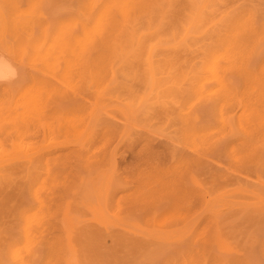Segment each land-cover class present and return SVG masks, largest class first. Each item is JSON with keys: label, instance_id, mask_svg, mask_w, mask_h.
<instances>
[{"label": "rangeland", "instance_id": "rangeland-1", "mask_svg": "<svg viewBox=\"0 0 264 264\" xmlns=\"http://www.w3.org/2000/svg\"><path fill=\"white\" fill-rule=\"evenodd\" d=\"M0 59L15 72L0 81V148L38 143L2 161L1 262L183 264L209 210L250 249L264 226V0H0ZM23 82L45 86L44 108L16 122ZM217 85L232 90L216 104ZM98 93L111 133L95 125Z\"/></svg>", "mask_w": 264, "mask_h": 264}, {"label": "bare ground", "instance_id": "bare-ground-1", "mask_svg": "<svg viewBox=\"0 0 264 264\" xmlns=\"http://www.w3.org/2000/svg\"><path fill=\"white\" fill-rule=\"evenodd\" d=\"M99 11H101L100 12V16L102 15V13H104L102 10H99ZM99 11H98V13H99ZM97 13V15H99ZM108 12H106V14H107ZM103 16H105V15H103ZM103 18V17H102ZM106 19V18H105ZM99 21H101L100 20V18L98 19ZM108 23H110V21L108 20ZM45 41V40H44ZM101 54V53H100ZM100 54L98 55L97 54V60H96V63L98 62V65H101V64H99L100 63V60H102V59H98V57H101V58H103V55L101 54V56H100ZM33 55V54H32ZM32 55H28V57L27 58H29V57H31ZM39 55V54H38ZM42 55V54H41ZM46 54H44V55H42L43 57L45 56ZM25 58H26V56L25 55H23ZM35 57H33L34 59L37 57V54H35L34 55ZM48 56V55H47ZM22 57V56H21ZM39 57H41L40 55L37 57V59L36 60H39L40 59V61L42 60L41 58H39ZM149 57H151V55H149ZM39 58V59H38ZM146 59H148L149 60V58H148V56L146 57ZM103 60H105L104 58H103ZM103 60L101 61V62H103ZM148 60H146L147 62V67L148 68H150V66H152V65H150V63L148 64V62L150 61L151 62V64H152V61H151V58H150V60L148 61ZM10 61V60H9ZM11 64V62L9 63L8 61H6V60H4V59H0V81H7V80H10V79H12V77L14 76V74H15V72H14V70H13V68H12V66L10 65ZM148 65H150V66H148ZM154 67V66H153ZM153 67H151V72H150V69H149V71L148 72H150V73H148V78H150L151 79V77L150 76H152L153 78L150 80V82H153V80H154V82H156L157 80V78H155L156 77V72H155V69L153 68ZM153 69H154V71H153ZM153 72V74H155V77L151 74ZM155 72V73H154ZM151 74V75H150ZM14 78V77H13ZM30 81V80H29ZM28 81V82H29ZM31 81L33 82L34 81V79L32 80L31 79ZM29 82V83H32V82ZM28 82H26V83H20L19 84V86L18 85H16L17 87H19L18 89H17V87L14 89L13 88V90H16V92H17V94L20 96L19 97V99L17 100V99H15V102H16V110H18L17 111V116L16 117H14V120L16 121V122H21V121H29V120H31V119H33V118H35V116L38 114V115H41V111L43 110V108H44V92L42 93V91H43V89H44V87L45 86H42L43 84H39V82L38 83H33L32 85L31 84H28ZM151 83V85L152 84H154L155 85V88H156V83ZM192 82V81H191ZM29 85L28 87H25L24 86V88L23 87H21V89H20V86H23V85ZM154 85L152 86V87H154ZM190 85H191V87H190ZM196 85H198V84H189V86L187 87L188 89L186 90L187 92H189V90H191V89H189V88H193V87H195ZM167 86H170V84L169 85H167ZM167 86L165 87V88H167ZM218 86V85H217ZM215 86L214 87V89H212V88H210L209 90H210V94L209 93H207V95L209 96V95H211V90L213 91V95H214V97L212 96V97H209L208 98V100H212L213 102H214V100H216L215 101V103L217 104V103H220V99L218 98V96H220L221 95V93H220V88H223V89H226V92H227V90L228 91H230V90H232L231 89V87H230V90H229V87H225V86H223V85H221L220 87L218 86ZM172 87H174V89L176 88V87H178V86H176L175 87V85L174 86H172ZM170 88L169 89V87L167 88L168 90H170L169 92L170 93H174L175 94V91H173L174 89L173 88ZM179 87H182V88H184L183 86H179ZM197 87V86H196ZM23 88V89H22ZM164 88V90H167V89H165ZM216 88V89H215ZM20 89V90H19ZM173 89V90H172ZM179 89H181V88H178V90ZM184 89H186V88H184ZM19 90V91H18ZM168 90H167V92H168ZM175 90H177V88L175 89ZM176 91L177 93H180V90L179 91ZM215 90H216V92H215ZM217 90H219V93H218V91ZM21 91V92H20ZM172 91V92H171ZM168 92V94H167V96L166 97H168V95H169V97H171L172 96V94H170ZM182 92H183V89H182ZM182 92H181V94H182ZM186 92V93H187ZM215 92V93H214ZM184 93H185V91H184ZM184 93H183V95H184ZM185 93V94H186ZM223 91H222V95H223ZM221 95V96H222ZM174 97H177V96H179L178 94H176V95H173ZM220 96V97H221ZM99 97H102V95H100V93H98V95H97V99L95 100V105H96V110H97V114H95V125L96 126H98L99 128H100V126H101V124H100V122H99V118H101L100 117V112H101V110L104 108V106H103V104H102V100L101 99H99ZM215 98H218V99H215ZM17 100V101H16ZM218 100V101H217ZM210 103V104H213V106H215V103ZM213 106H211L210 108H213ZM217 108V107H216ZM218 109V108H217ZM122 110V109H121ZM124 110V109H123ZM122 110V111H123ZM208 110H210L211 111V109H208ZM67 111V110H66ZM65 111V112H66ZM98 111H100L99 113H98ZM214 112H216V111H214ZM62 113V112H61ZM68 113V112H67ZM125 113V112H124ZM64 114H66V113H64L63 112V116H64ZM216 114V113H215ZM67 115V114H66ZM65 115V116H66ZM196 116V115H195ZM193 118H195V117H193ZM196 119H197V117H196ZM196 119H195V121H196ZM194 120V119H193ZM106 124V123H105ZM105 124H102V126H101V129L102 130H106V131H108V132H110V129H111V126L110 125H105ZM185 124V123H184ZM183 124V125H184ZM196 125V124H195ZM187 126H189V129L190 130H188V132H185L186 130H184V129H186L185 127H187ZM183 127V128H182ZM181 128H180V132H182L183 130H184V132L183 133H180L179 134V136L181 137V135H182V138H183V134L185 135V139H186V137H188V136H190L191 135V131H193L192 129V125L190 126V125H185V126H182ZM197 127V126H196ZM192 128V129H191ZM112 131H113V129H112ZM20 131H18V129H17V131H16V135H20ZM111 133V132H110ZM187 134V136H186V134ZM188 133H189V135H188ZM193 133V132H192ZM25 134V132L22 134V136ZM129 134V133H128ZM179 137V140L180 141H183V140H185L184 138H183V140L181 139ZM188 139V138H187ZM186 141V140H185ZM146 143H148V142H146ZM36 145H38V143L36 144L35 142H32L30 139H24V138H19L15 143H14V147H25V148H32V147H34V146H36ZM14 147H11L10 149H6V148H0V157L2 158L3 156H10L9 158H6V159H2V160H0V179L1 178H3L4 176H6L7 174H8V172L6 171V168L3 166L4 165V163H2V161H6V160H11L12 158V154H13V152H14ZM241 186V185H240ZM243 187V186H242ZM207 189V191L208 192H210V193H212L213 192V189L212 190H210L212 187L210 186H208V187H206ZM208 188H210V189H208ZM239 188V187H238ZM238 188L236 187V188H234V191H236L237 193H238ZM244 189H245V187H243ZM236 189V190H235ZM216 190V189H215ZM214 190V191H215ZM231 190V189H230ZM248 190L249 191H251V194L252 193H255V195L253 194V197H252V195H250V192H249V195H247L248 194V192H244V193H242L241 191H243V189H241L240 188V190H239V192L241 193V194H246L247 195V197L249 196L250 197V199L251 198H254V199H251L252 200V202H253V200H255L254 202H257V200H259L258 199V197L259 198H262V199H264V197L263 196H261L262 194L260 193V194H258V192L256 191V190H254L253 188H252V190H253V192H252V190H250V188H248ZM206 191V192H207ZM216 191H218V190H216ZM215 191V194H216V196H220L221 194V192H222V195H221V197L223 198V196H224V194L226 193V195L228 194V190H222V191H218L219 192V195H218V192H216ZM232 191V190H231ZM229 192V193H233V191L232 192ZM257 192V195H258V197H256V192ZM205 192V191H204ZM224 192V193H223ZM210 193H207L206 194V196L207 195H209ZM214 194V192L212 193V194H210V196H212ZM214 194V195H215ZM196 196V195H195ZM193 197V199L194 200H196V202H192V205H195V204H197V202H198V199L199 198H196V197ZM261 196V197H260ZM225 197V196H224ZM211 199V198H215V197H209L208 196V199ZM207 199V200H208ZM215 199H217V198H215ZM219 199H221V198H219ZM193 200V201H194ZM206 200V201H207ZM214 200V199H213ZM204 201V200H203ZM209 201V200H208ZM259 205H260V203H259V201L257 202ZM257 204V205H258ZM264 204V203H263ZM261 205L262 207H260L259 205V207L258 206H256V205H254V203L252 204V206H250V207H253V205L254 206H256L255 208L256 209H254V208H252L254 211H256L257 212V210L259 211V213L260 214H262L263 212H262V210H264L263 208H264V205ZM214 205V207H216V205L217 204H213ZM204 206H206V204L204 205ZM207 206H208V204H207ZM209 207H211V206H209ZM209 207H208V209H209ZM213 207V206H212ZM211 207V208H212ZM249 207V208H250ZM244 208H246V207H243V209ZM258 208V209H257ZM260 208V209H259ZM207 209V208H206ZM208 209H207V211H208ZM247 209V208H246ZM262 209V210H261ZM252 210V211H253ZM261 210V211H260ZM216 211L217 210H215V216H217V214H216ZM251 211V209H249V211H247V212H252ZM211 212H213V211H211ZM210 212V210H209V214H206L205 216H207V215H210V217H208L207 219H208V221H209V219H210V223L208 222V221H206L207 219H205V218H202L201 220H200V222L202 221V222H204V219H205V221L206 222H204V223H207L205 226H206V228L203 226V224L201 225V223H198L199 225H201V226H203V228H204V231H203V229L201 228L200 230L197 228V227H195V230H191V233H193L192 235H193V237H192V240H194L196 237H199L200 235H201V237H199V239H200V242H197L196 241V243H195V240L193 241V244H192V241H191V244L193 245H191L190 244V248L188 247L187 249H188V251L190 250V255H189V260L187 261V262H185V263H187V264H264V226H262L261 225V223L260 222H258L259 224H256V225H254L255 227H254V231H251V234H250V245H249V248L250 249H248L247 251H245V249H244V251H241L229 238H230V233H227V234H229V236L226 234V232H230V231H228L226 228H228L227 227V225L229 226V225H232V224H229V223H231L229 220H227V219H224V221H225V224H226V228L224 227L225 226V224H224V222L222 221H220V222H218L219 220H223V217L221 218V216H225L224 218H227L226 217V215L223 213V212H221V213H223L220 217L219 216H217V217H219L218 218V220H217V217H212L213 216V213H212V215L210 214L211 213ZM227 213H229V211L227 212ZM226 213V214H227ZM219 215V214H218ZM252 215V214H251ZM203 217H204V214H203ZM212 217V218H211ZM216 218V219H215ZM226 220H227V222H226ZM229 222V223H228ZM221 223V224H220ZM199 225H197V226H199ZM221 225H223L222 227H221ZM263 225H264V223H263ZM200 226V227H201ZM257 226H259V227H257ZM261 227H263L262 229H261V231L259 232V230H260V228ZM222 228L225 230V232H224V230L222 231ZM231 228V227H230ZM193 229V228H192ZM199 231H198V230ZM229 229V228H228ZM255 229L257 230V231H255ZM259 229V230H258ZM198 232H197V231ZM202 230V231H201ZM200 232V233H199ZM194 233H198L197 235L196 234H194ZM226 235H225V234ZM194 235H196V237L194 238ZM200 243V244H199ZM187 252V251H186ZM186 254V255H187ZM14 257H15V248H14V245H13V243H8V245L6 246V249H5V252H4V258L9 262V263H11L13 260H14ZM188 256H186V258H187ZM185 258V259H186ZM184 262H183V264H185ZM0 264H4L3 262H1V260H0Z\"/></svg>", "mask_w": 264, "mask_h": 264}]
</instances>
